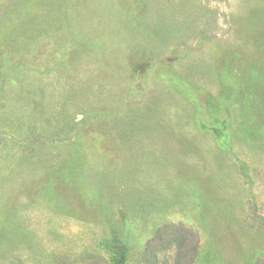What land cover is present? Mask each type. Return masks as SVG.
I'll return each instance as SVG.
<instances>
[{"label": "rangeland", "instance_id": "374dc122", "mask_svg": "<svg viewBox=\"0 0 264 264\" xmlns=\"http://www.w3.org/2000/svg\"><path fill=\"white\" fill-rule=\"evenodd\" d=\"M264 264V0H0V264Z\"/></svg>", "mask_w": 264, "mask_h": 264}, {"label": "trees", "instance_id": "16d2710c", "mask_svg": "<svg viewBox=\"0 0 264 264\" xmlns=\"http://www.w3.org/2000/svg\"><path fill=\"white\" fill-rule=\"evenodd\" d=\"M125 260V251L124 248L120 249L119 252V259H118V264H123ZM175 264H183L182 256L178 255L175 261Z\"/></svg>", "mask_w": 264, "mask_h": 264}]
</instances>
